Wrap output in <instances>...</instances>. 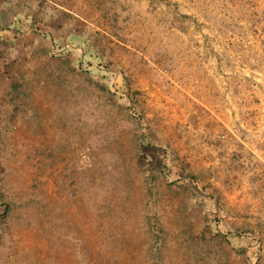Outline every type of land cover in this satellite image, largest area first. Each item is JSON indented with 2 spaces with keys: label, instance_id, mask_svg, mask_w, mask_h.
<instances>
[{
  "label": "rangeland",
  "instance_id": "rangeland-1",
  "mask_svg": "<svg viewBox=\"0 0 264 264\" xmlns=\"http://www.w3.org/2000/svg\"><path fill=\"white\" fill-rule=\"evenodd\" d=\"M31 7L0 16V264H264V0H61L79 57Z\"/></svg>",
  "mask_w": 264,
  "mask_h": 264
},
{
  "label": "crops",
  "instance_id": "crops-1",
  "mask_svg": "<svg viewBox=\"0 0 264 264\" xmlns=\"http://www.w3.org/2000/svg\"><path fill=\"white\" fill-rule=\"evenodd\" d=\"M17 6V7H16ZM29 6H36L37 9L42 7L41 11L43 12V18L46 20L48 25L54 27V21L61 14V0H0V16H3L5 20H7L8 15L19 14V12L30 11L32 13L34 7L28 8ZM65 12L70 13L67 9H64ZM2 18H0L1 22ZM30 28L33 25V18L30 20ZM62 30V31H61ZM52 34L55 35L57 33L62 32L61 35V45H64L65 50L68 51L70 49H75L78 53H83L81 48L76 47L72 41V34L80 35L81 31H74L71 34V30H68L66 26L62 29L51 28ZM81 37V36H80Z\"/></svg>",
  "mask_w": 264,
  "mask_h": 264
},
{
  "label": "trees",
  "instance_id": "trees-1",
  "mask_svg": "<svg viewBox=\"0 0 264 264\" xmlns=\"http://www.w3.org/2000/svg\"><path fill=\"white\" fill-rule=\"evenodd\" d=\"M42 7L40 6V8L38 9L39 12H42L41 11ZM37 11V14H39V12ZM14 17H16V15H14ZM38 21L39 22H43V28L38 25ZM74 22H76V19L71 16L69 13L67 12H61V14L59 15V17L54 21V27L55 28H58L59 29H62L66 26V28L69 30L71 28H73V24ZM53 26L51 25H48V23L46 22V20L44 18L42 19H39V20H33V25L31 27V31L32 33H35V34H38V35H43V34H48V38L51 39L50 35H52V31H51V28H54ZM79 28V27H78ZM74 31H81L80 35L77 36L76 34H72L74 33ZM72 34V43L76 45V47L78 48H81L83 50V54H90V53H93L92 51H96L94 49V41H95V38L97 37V34H94L89 30H73L71 32ZM81 36V37H80ZM100 37V36H99ZM94 39V41H93ZM67 53H75L76 55L81 56L75 49H70L68 50ZM81 63V60L79 61ZM83 63V62H82ZM101 67V66H100ZM90 70L92 71H96V72H99V73H102V71L100 69H98L96 66L94 65H90L89 68ZM79 70L83 71V65L80 66ZM88 71V70H87ZM87 71H84V72H87ZM144 140V138H143ZM146 141V140H145ZM144 141V143H145ZM147 142V141H146ZM148 143V142H147ZM146 144V143H145ZM144 144V145H145Z\"/></svg>",
  "mask_w": 264,
  "mask_h": 264
},
{
  "label": "built area",
  "instance_id": "built-area-1",
  "mask_svg": "<svg viewBox=\"0 0 264 264\" xmlns=\"http://www.w3.org/2000/svg\"><path fill=\"white\" fill-rule=\"evenodd\" d=\"M82 159H83L84 161H88V160H89V157H88L86 154H84V155H82Z\"/></svg>",
  "mask_w": 264,
  "mask_h": 264
},
{
  "label": "bare ground",
  "instance_id": "bare-ground-1",
  "mask_svg": "<svg viewBox=\"0 0 264 264\" xmlns=\"http://www.w3.org/2000/svg\"><path fill=\"white\" fill-rule=\"evenodd\" d=\"M56 65V64H55ZM60 67V66H59ZM61 84V83H60ZM56 86V85H55ZM53 93V92H52ZM61 102V101H60ZM57 106V105H56ZM61 114V113H60ZM51 120V119H50ZM59 126V125H58ZM46 133V132H45ZM33 139V138H32Z\"/></svg>",
  "mask_w": 264,
  "mask_h": 264
}]
</instances>
